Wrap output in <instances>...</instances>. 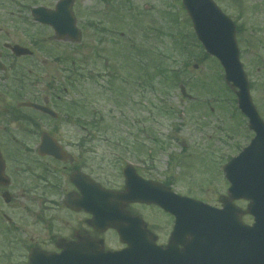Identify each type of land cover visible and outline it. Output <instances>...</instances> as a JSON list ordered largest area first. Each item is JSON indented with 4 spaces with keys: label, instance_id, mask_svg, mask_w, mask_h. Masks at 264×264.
<instances>
[{
    "label": "rangeland",
    "instance_id": "374dc122",
    "mask_svg": "<svg viewBox=\"0 0 264 264\" xmlns=\"http://www.w3.org/2000/svg\"><path fill=\"white\" fill-rule=\"evenodd\" d=\"M215 1L241 29L237 33L241 61L252 85L253 101L264 118V0ZM57 2L0 0V50L6 51V43L33 50L27 70L36 78L58 77L62 66L52 58L69 55L87 73H112L113 78L81 86L80 92L88 93L94 102L95 111H89V116L103 113L102 126L124 130V134L109 131L111 141L129 136L134 141L135 130L130 134L129 127H143L147 131L143 141L156 150L160 177L170 172L181 179L184 172L185 193L219 204V196L227 193L229 185L217 172L222 173V166L247 147L253 135L219 62L204 57L182 0H75L74 13L82 31L79 44L57 41L51 28L36 24L30 16L33 7H53ZM101 28L107 32L100 33ZM45 47L55 50L47 53ZM18 63L21 70L26 61ZM138 71L144 86L135 81ZM173 71L180 72L177 83ZM181 86L195 100L181 102ZM46 88L34 89L41 93ZM127 90L133 93L130 99L123 96ZM98 138L97 142L104 141ZM97 151L110 150L101 146ZM172 158L177 160L174 167L169 166ZM214 177L218 180L211 181ZM244 221L252 223L249 217Z\"/></svg>",
    "mask_w": 264,
    "mask_h": 264
},
{
    "label": "flooded vegetation",
    "instance_id": "af4514ba",
    "mask_svg": "<svg viewBox=\"0 0 264 264\" xmlns=\"http://www.w3.org/2000/svg\"><path fill=\"white\" fill-rule=\"evenodd\" d=\"M7 45L1 54L8 67L0 71V264H150V255L159 264V248L176 229L173 212L186 202L171 199L173 212L141 203L138 178L190 197L184 172L181 179L170 172L161 178L156 150L145 156L149 143L97 142L106 128L95 125V113L89 116L94 102L71 88L85 80L70 76V67L53 79L31 78L27 56L16 58ZM20 60L26 61L21 70ZM33 83L47 88L32 95ZM52 85L61 93L48 94ZM31 100H42L58 117L20 106ZM44 135L53 141L44 142ZM50 146L61 159L40 152ZM101 146L110 151L100 153ZM99 186L110 192L105 203L117 209L118 221H96Z\"/></svg>",
    "mask_w": 264,
    "mask_h": 264
},
{
    "label": "water",
    "instance_id": "95a60500",
    "mask_svg": "<svg viewBox=\"0 0 264 264\" xmlns=\"http://www.w3.org/2000/svg\"><path fill=\"white\" fill-rule=\"evenodd\" d=\"M73 2L60 1L56 11L34 9L33 15L37 22L52 26L58 40L80 42L81 32L72 13ZM183 3L199 40L207 52L223 65L227 84L235 91L239 108L250 119V128L257 136L240 156L225 166L231 187L229 196L221 200L222 210L188 199L191 211L186 222L193 241L187 258L182 254L184 252L180 255L174 253L172 249L177 248L179 242L173 238L165 250L161 248L160 264H170L174 258L179 264L190 263V257L191 264H264V121L253 104L250 83L240 61L236 26L213 0H183ZM13 51L17 56L32 54L29 49L20 46ZM182 92L187 96L184 88ZM27 106L51 113L50 109L32 103H27ZM52 154L61 157L59 149L55 148ZM144 183V187L150 189L148 185L151 183ZM142 193L141 200L152 202L148 193ZM103 195L108 194L104 192ZM235 199L249 200L248 209L245 211L233 206ZM248 214L255 219L253 226L246 225L242 220ZM98 220L103 219L98 216ZM221 247L228 249L223 256Z\"/></svg>",
    "mask_w": 264,
    "mask_h": 264
},
{
    "label": "trees",
    "instance_id": "16d2710c",
    "mask_svg": "<svg viewBox=\"0 0 264 264\" xmlns=\"http://www.w3.org/2000/svg\"><path fill=\"white\" fill-rule=\"evenodd\" d=\"M174 75H175V82H178L179 81V75L177 73Z\"/></svg>",
    "mask_w": 264,
    "mask_h": 264
}]
</instances>
